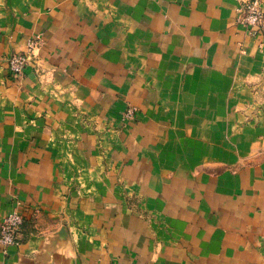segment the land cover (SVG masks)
I'll list each match as a JSON object with an SVG mask.
<instances>
[{"label":"crops","instance_id":"obj_1","mask_svg":"<svg viewBox=\"0 0 264 264\" xmlns=\"http://www.w3.org/2000/svg\"><path fill=\"white\" fill-rule=\"evenodd\" d=\"M239 6L0 0V217L25 216L0 264H264V28Z\"/></svg>","mask_w":264,"mask_h":264},{"label":"built area","instance_id":"obj_2","mask_svg":"<svg viewBox=\"0 0 264 264\" xmlns=\"http://www.w3.org/2000/svg\"><path fill=\"white\" fill-rule=\"evenodd\" d=\"M241 22L253 32L264 28V6L262 0H240ZM40 37L29 40L25 52L14 53L9 57V66L13 75L21 76L27 67L36 63V49L40 46ZM25 222L23 212L14 209L0 217V245L7 247L19 243V233Z\"/></svg>","mask_w":264,"mask_h":264},{"label":"rangeland","instance_id":"obj_3","mask_svg":"<svg viewBox=\"0 0 264 264\" xmlns=\"http://www.w3.org/2000/svg\"><path fill=\"white\" fill-rule=\"evenodd\" d=\"M134 110H135L134 107H130V108L128 109V111H127V114H128L129 116H132L133 113H134Z\"/></svg>","mask_w":264,"mask_h":264}]
</instances>
